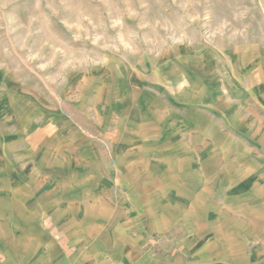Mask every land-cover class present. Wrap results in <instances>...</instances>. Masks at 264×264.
I'll use <instances>...</instances> for the list:
<instances>
[{
  "label": "rangeland",
  "instance_id": "rangeland-1",
  "mask_svg": "<svg viewBox=\"0 0 264 264\" xmlns=\"http://www.w3.org/2000/svg\"><path fill=\"white\" fill-rule=\"evenodd\" d=\"M2 146L66 259L264 264V0H0Z\"/></svg>",
  "mask_w": 264,
  "mask_h": 264
},
{
  "label": "crops",
  "instance_id": "crops-1",
  "mask_svg": "<svg viewBox=\"0 0 264 264\" xmlns=\"http://www.w3.org/2000/svg\"><path fill=\"white\" fill-rule=\"evenodd\" d=\"M42 186L24 175L22 161H8L6 147H0V264H106L108 255L87 254L82 248L69 259L55 252V239L37 215L52 214L58 207L37 200L48 194ZM33 198L34 205L28 202ZM23 214L34 215V220L23 222ZM79 245L85 247L86 238ZM146 257L150 260L145 264H165Z\"/></svg>",
  "mask_w": 264,
  "mask_h": 264
}]
</instances>
